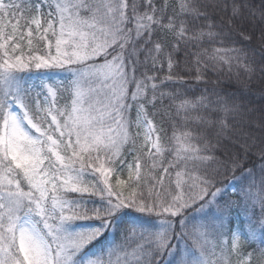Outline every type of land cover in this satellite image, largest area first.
Segmentation results:
<instances>
[{"label":"snow or ice","instance_id":"snow-or-ice-1","mask_svg":"<svg viewBox=\"0 0 264 264\" xmlns=\"http://www.w3.org/2000/svg\"><path fill=\"white\" fill-rule=\"evenodd\" d=\"M0 264H264V0H0Z\"/></svg>","mask_w":264,"mask_h":264},{"label":"trees","instance_id":"trees-1","mask_svg":"<svg viewBox=\"0 0 264 264\" xmlns=\"http://www.w3.org/2000/svg\"><path fill=\"white\" fill-rule=\"evenodd\" d=\"M239 45H236L235 47H238ZM215 47H221L220 45H215ZM225 47H231L226 45ZM220 55H227L223 52L220 53ZM256 55L258 56L259 53L257 52ZM243 62H236L233 61L232 62V67H231V71H232V75L229 74L227 75L226 72H224V70L227 67V64L224 65L223 69H222V75L219 78V87L227 90V91H231V92H235L237 90L238 87V83H237V77L239 76L241 79H243V74H242V69L240 67H238V64H242ZM225 73V75H224ZM212 80L213 83H217V76L214 74L212 76ZM230 85H232L233 87L231 88ZM253 88V99H255L257 102H259V93L258 91H256L257 88V84L253 83L252 85ZM121 178H125V177H121ZM257 212H259V209L257 208Z\"/></svg>","mask_w":264,"mask_h":264},{"label":"rangeland","instance_id":"rangeland-1","mask_svg":"<svg viewBox=\"0 0 264 264\" xmlns=\"http://www.w3.org/2000/svg\"><path fill=\"white\" fill-rule=\"evenodd\" d=\"M224 72H226V74H227V75H229V74H231V75H232V71H231V72H229L228 65H227L226 69L224 70ZM224 75H225V73H224ZM230 87L232 88L233 86H232V85H230Z\"/></svg>","mask_w":264,"mask_h":264}]
</instances>
